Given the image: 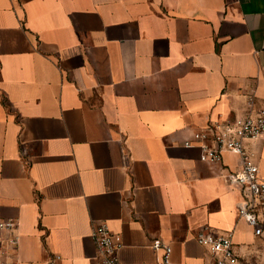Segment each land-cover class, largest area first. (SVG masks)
Instances as JSON below:
<instances>
[{
  "label": "crops",
  "instance_id": "crops-1",
  "mask_svg": "<svg viewBox=\"0 0 264 264\" xmlns=\"http://www.w3.org/2000/svg\"><path fill=\"white\" fill-rule=\"evenodd\" d=\"M251 96L264 107V0H0V218L18 222L0 263L99 264L104 222L123 264H164L156 239L212 264L205 227L264 264L225 177L240 157L203 161L194 136ZM246 148L264 180V138Z\"/></svg>",
  "mask_w": 264,
  "mask_h": 264
},
{
  "label": "built area",
  "instance_id": "built-area-1",
  "mask_svg": "<svg viewBox=\"0 0 264 264\" xmlns=\"http://www.w3.org/2000/svg\"><path fill=\"white\" fill-rule=\"evenodd\" d=\"M249 110L245 115L209 120L208 124L195 132V139L201 147L200 158L210 163H219L225 153L240 157L238 168L225 174L226 179L242 191L239 214L254 228L257 235L264 234V180L260 176L258 164L246 148L247 140L264 138V107L255 105L254 97L248 101ZM186 144H191L187 141ZM18 226L14 219H1L0 230L11 231ZM99 254V264H123L120 250L123 247L120 233L110 229L107 223L97 224L92 231ZM198 242L208 248L212 264H242L234 250L232 232L213 233L208 227L197 233ZM18 242V236L10 239ZM155 248H163L164 264H173L172 247L161 240L154 241ZM61 255H53L47 264H58ZM0 264H15L2 261Z\"/></svg>",
  "mask_w": 264,
  "mask_h": 264
}]
</instances>
